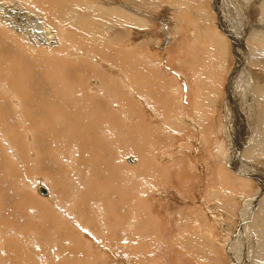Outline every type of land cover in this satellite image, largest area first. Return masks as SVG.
<instances>
[{
	"label": "bare ground",
	"instance_id": "obj_1",
	"mask_svg": "<svg viewBox=\"0 0 264 264\" xmlns=\"http://www.w3.org/2000/svg\"><path fill=\"white\" fill-rule=\"evenodd\" d=\"M24 1L27 2L26 0H6L5 3L3 2L0 5L2 6L0 7V226L4 225L8 228L12 227L11 230L7 232L10 234L9 238H13L6 243L5 240L9 238L1 239L0 237V253L1 251H4L3 255L7 256L6 259L8 262L12 261L10 264H38V262L40 264H48L46 262L47 260L45 261V258L40 256L41 247L33 244L29 239V241L25 240L21 236L35 234V231L40 228L38 224L36 225V222L34 223L30 220L33 216L38 215L37 217L42 218L46 226L49 225L47 230L42 228L43 232L42 230V233L39 232L40 234H43V236H46V231H53L56 228L58 230V225H62L61 227L64 226L63 232L60 233V240L66 241L63 245H67L64 247L67 249L66 253L68 254H64L65 256L62 258V262L59 260L61 264H118L107 256V252L102 247H95L97 250L92 252L83 249L84 236L78 232V230L82 231L84 227L88 228L90 233L95 235L101 241L109 244L113 241L117 249L120 250L119 255H122L123 261H128V264H131L133 261H130L131 263L129 262V253L135 255L137 248L141 251L145 246L137 243L139 247L136 248L132 238H134V241H143L145 236L155 234L159 227L158 224L152 220V217L150 216L152 214L148 213V211H146L145 214L140 211L138 206H135L134 196H130L132 194V191L130 190H132L133 186L129 189H125L123 186L125 185L124 183H126L125 179L124 183H122L120 182L121 180L115 177L116 174L114 175L111 163L108 160L106 161L103 156L95 154L96 152L92 150L95 154L89 162L92 181L90 180L89 184L86 186L84 195L87 196L79 202L76 209L72 208L70 205V203H72L70 202L71 199L69 200L68 198L70 202L69 204L66 202L63 203L59 196L53 198L54 194L52 193L51 200L46 202L48 207L41 203L39 206L42 207L39 208L38 204L31 203L30 209L34 211H31L26 216L24 215V211L19 210V208L23 205L29 207L28 195L23 191L17 192L16 184L23 185L21 187H25L27 190H32V188H34L32 187L30 189L25 178L23 179L20 177V169L17 167L19 166L18 160L21 161V152L18 145L20 140V124H23V127L26 128L27 133H29L32 138L36 136V149L39 156V161L36 166L38 173L43 171L50 180H58L63 174L62 168L69 166V168L76 171V174L78 173L75 178V183H77V181L80 182L81 185H83L82 183H86L88 179H84L83 176L87 175L90 177V171L88 166H81L80 162L76 161V159H79L80 157L77 158L75 152L66 157L61 152L62 148L56 151L54 146L51 147V153H49L50 143L56 142V139L53 136H55L57 131L61 128L59 123H63L64 125V122L68 124L70 129L74 132H79V134H76L85 148V142L88 141V139H90L88 143L91 142V144H93V140L96 141L95 136L97 132L96 130L94 131L95 128L93 129L91 123L88 121L90 114L87 107H85V112H82L81 114L74 112L70 102L66 98L69 94L67 91L69 90L75 91L78 89L76 95L77 97H80V103L84 102L85 105H87L88 99L93 100L92 107L95 109L97 120L102 119V114L97 111H101L102 108H105L106 111L107 107H111L116 102L118 104H116V106L120 108V111H118L122 112L126 118H129L128 114L130 115V113H127L126 109L127 107L128 111L130 110L129 102L126 101L124 96V99H121V102L122 104L125 103L126 107L122 106L118 101L116 91L114 93L113 86L107 95L106 90L103 93L99 88L95 89L96 87H91V89L88 84L86 85L83 81L78 82L77 80H79V77L82 75L90 76L92 78L96 75V70H98L94 63H88L85 57H89V59L95 61V64L100 66V63L105 61L103 60V51H105L104 47L113 46L112 52L107 53L105 51V57L107 59L112 60V57H115L113 63L111 64L107 62V64L103 63V65H107L108 69L122 75L125 82V89H127L128 92H131L133 96H139V94L129 86L127 81L132 76L131 74L135 75V68H137L139 64H137L135 60L132 61L133 58H130L131 55L133 56L134 51L138 49L133 50V54L125 53V55L120 50V52L115 51L118 48L116 40L119 41L122 38L124 31L129 28L135 30L139 25V27L147 28L146 18L142 16L139 13L141 11L138 10L141 1L138 0L140 1L139 5L136 6L134 5V0H127L123 3V7H119L121 5V3H118L119 0H39V3L44 6L45 12H47L46 16L34 13L36 11L35 9L32 10V8H34L35 5L33 4L35 3L32 4L31 8L29 5L24 6ZM174 1L180 6L179 9L176 10L177 13H175L177 14V17L175 16L176 20H180L177 18L181 16V20L185 22L183 23L184 26H188V28H186L188 29L187 31L189 34L190 32H193V37H191V35L183 36L182 42H179L182 45L179 48L180 62H187L191 64V67L190 69L187 67H179V72L177 71V74L175 75L178 78V73H180V81L183 82V85H186L188 89V106L182 104L185 106L184 113H188L189 111L195 112L189 113L191 116L188 115V119L185 117V119L182 118L178 120L179 117H176L177 119L174 117V119L172 116L174 119H172L171 122L172 127L175 128V122L177 128H182L186 125L192 128L195 126V130H198L196 132H201L205 139L201 144H205L207 140L205 138L206 128H209L208 132L211 136L212 134L214 135L213 138L218 132L217 115L219 114H217V112L221 111L222 105L224 106L221 99L225 98V95L227 97V102L225 104L227 113H225V115H228V112L231 113L228 110V107H230L231 99L233 97L237 100L234 99L233 101L234 103L236 102V106L239 107V110L241 108V103L245 108L249 106V103L254 104L255 107L258 108L256 109L258 110L257 115L256 117L254 116V124H251L250 128L248 130L246 129V131L243 129L244 136L240 138L238 145H235V139L232 138L234 133L231 129V121L226 124V135L234 140V142L231 141L230 143L231 147L234 150H237V158L235 159V157H232L233 161L229 160L231 164L229 168L231 170L224 167L226 164H221L220 169H217V171L215 170L216 172L213 173L214 176L219 179L221 184H223V180H226V187L222 185L224 190H220V187H222L220 185V187H218L219 190L213 191L214 194L211 193L212 195H210L207 189L206 191H208L209 195L206 194L202 199L203 201L205 199V203L207 202L208 205L212 204L214 207L224 210L228 216H230L229 212H235L238 206L241 205V208L243 209L240 212V215H238L240 210L237 211V215L242 221V228L240 230L242 233L243 231H247L249 239L247 243L246 241H242L243 243H240L239 241L238 248L240 249L243 246L246 248L244 253H242L243 251L241 252L242 255L244 254V261L247 262L250 258V264H264V172L257 171L258 161L263 160L262 162L264 164V0H213V3L215 1L216 5V15L219 19L217 24H214L215 20H212L209 11L210 8L208 9V5L206 6L207 1L209 2V0H170L169 5H172ZM30 2L32 1L30 0ZM36 2H38V0H36ZM151 2H154V8L158 7V5L155 4L156 0H144V7L147 8L148 3L150 4ZM149 6L151 7V4ZM14 8L18 9L19 12L14 11ZM158 8H160V6ZM168 10L169 8L165 9V11ZM170 12H172V10ZM173 12H175V10ZM223 12H235L233 14L235 17L231 16L229 19L227 14L224 18L222 14ZM251 12L257 13L255 15V13ZM245 18L257 19V21L248 20V22L252 24H255L256 22V25L251 27L254 28L252 31L246 29L235 31L232 29ZM53 23L59 25L55 27L53 26ZM174 23L175 22L170 19V24ZM65 25H67V29H64L67 32L66 37H64L63 31ZM180 25L177 26V31L172 30V33H174V31L177 35L183 33V30L181 29V27L183 28V25ZM114 27L116 29H114ZM111 31L114 32V36H109V32ZM145 34L147 35V33ZM196 34L198 35L196 36ZM153 43L154 42H150L149 44ZM23 44L24 46L26 45L25 49H23ZM41 45L46 49L41 48ZM154 47L155 45H152L151 48ZM88 48L91 50L90 53L86 52V49ZM29 53L35 55L36 58L34 57L30 59ZM51 54H58L57 59H51ZM233 54L234 57L232 56ZM120 55H122V58ZM192 58H197L196 63H193ZM232 58L237 61L234 68L229 66V60L231 61ZM48 60H50L53 67L58 70L57 72L55 71V76L56 74L61 73V71L63 72L62 75L64 77L61 79L63 80L65 87L62 84L64 87L63 90H60L62 92L53 88L54 82L57 86L56 80L54 79L53 82L48 78L47 73H45V68L42 64ZM150 61L151 60L148 58V64H150ZM114 64L122 66L123 69L116 67L117 65L115 66ZM55 65H57V67H55ZM199 65L203 66L200 67ZM145 66L142 68V71H145V68H147V66ZM149 66H152V64ZM158 68L161 69L160 66ZM197 71L199 74V80L197 78ZM129 74L131 75L130 77ZM200 74H202V79H205L203 76L208 77L205 79L207 84L201 79ZM160 77L161 76H159V79ZM223 77H225V79ZM222 78L224 80L230 78V80L226 90H222V92H224L221 97L219 94L221 90L220 82L223 80ZM179 83L178 80H175L174 85L178 88V92L183 89L179 86ZM95 85H97V83ZM58 86L61 87V85ZM179 88H181V90H179ZM80 91L83 92V95ZM106 97L112 98V100H108L110 102L108 104L111 106L107 103V107L105 106V100H107ZM183 97L185 96L182 95V99ZM189 97L192 101L189 100ZM187 107H189V109ZM135 113L132 111L134 117L136 116ZM209 114L212 116H209ZM251 114L254 115V112ZM155 119L157 120V118ZM211 119H213V121ZM248 120H250V118ZM98 124L100 123L98 122ZM113 124H110V126L114 129L116 127H114ZM53 125H55V127ZM248 125L249 124H247V126ZM99 127L97 126V128ZM30 129L32 130L31 133L29 131ZM106 131L110 130L107 129ZM70 137H72L71 133ZM220 138L218 139L217 137L215 141V152L219 159L225 157L227 154V152L226 154L222 152H225L224 149H226L224 148V145L221 144L219 147L220 143H222V138ZM190 141L189 143L192 144V147H194V142L197 144L195 138H192ZM27 142L29 141L27 140ZM196 148L195 150L193 148V150L199 158L200 148L198 150ZM94 149L96 150L97 146H94ZM2 151L12 160V163H10L7 158L5 159ZM190 152H192V149H190ZM56 154L57 158L55 159L54 155ZM233 155H235V153H233ZM132 159H136L137 162L138 158H131L128 162L133 163ZM221 160L223 161L224 159ZM138 165L139 166L135 169H133L134 167L130 168L131 165H129L130 167H124L122 173L127 174L129 180H134L138 186H150V191H154V189L157 191L154 181H159L158 176L161 174H158V170L155 168L156 164L150 162L143 168V166H141L142 162L138 159ZM234 166H236V168H234ZM82 169H85L86 172L88 170V172L86 174L80 173ZM210 169L211 168L207 167V171H212ZM231 173L234 174L232 175ZM9 174L13 178L12 181L14 186H10L9 183V185L6 183L5 178L6 176H9ZM226 175L233 178V180H227ZM62 182H69V180L63 179ZM42 186L43 185L38 186L36 191L40 196L47 197L49 192L45 186H43L45 189L44 193H40L38 190ZM215 186L216 185H214V187ZM65 187L67 188V185ZM214 187L210 189L214 190ZM102 190H104V196ZM53 192L55 193V189ZM61 193L63 194L64 191H61ZM14 195L17 197L15 198ZM210 200H212V202H209ZM107 201H109V203L111 201L114 210L118 203L127 202L130 210L127 209V213L122 219H112L115 212L111 215L107 213ZM5 203L8 204L9 208H3L5 207ZM88 204L91 206L90 214ZM214 207L212 208L215 211L216 208ZM35 210L38 214L34 213ZM60 214L68 221L61 217ZM209 215H211V217L214 216L211 211ZM215 216L220 217L219 215ZM215 216L213 218H215ZM60 218L64 220L63 223L58 221ZM209 222L211 223L212 221ZM132 226L134 228V234L130 237V240H128L127 231L130 230L128 227L131 228ZM233 230L231 234H234ZM185 231L184 235L181 233L183 236L182 243L191 247H186L188 248V252L189 249H191L190 253L194 252V248L199 251L198 253H195L193 259L199 256L200 261V257L206 254L208 256V263H206L216 264V262L212 263L211 260H208L209 258L213 259L216 250L214 239H212V231L210 233L206 230L205 232L207 233L203 234V232H200V228L195 226L192 228V231H190L191 233L189 232V235H187V231L189 230ZM222 231L225 230L222 229ZM111 233L114 236H111ZM234 238L235 237H232V239ZM177 239L175 238V240ZM175 240L173 241L176 244L177 241ZM30 248L31 250L29 251ZM145 248L149 249L147 247ZM227 249H229L227 250L229 254L234 253L230 251L231 246L229 243H227ZM59 250L60 249L56 248L52 251L57 255ZM32 252H34L35 255L32 254ZM252 253L253 255L251 256ZM1 254L0 256H2ZM202 258L204 259V257ZM118 259L119 258H117V260ZM215 259L219 260L217 255H215ZM231 261H233V264H237L235 259ZM242 263L244 264L245 262Z\"/></svg>",
	"mask_w": 264,
	"mask_h": 264
},
{
	"label": "rangeland",
	"instance_id": "obj_2",
	"mask_svg": "<svg viewBox=\"0 0 264 264\" xmlns=\"http://www.w3.org/2000/svg\"><path fill=\"white\" fill-rule=\"evenodd\" d=\"M5 1L2 0L0 2V5L3 2L5 3ZM26 1L27 2H25V1L23 2L24 6L29 5L31 7L32 4L35 3V4H33V5H35L34 8L31 7L32 10L35 9L36 12H34V13H39L42 16H46L47 12H45L44 6L39 3V0H38V2H36V0H31L32 2H30V0H26ZM126 1L127 0H119L118 3H121V5L119 7H123V3ZM136 1L138 2V4ZM140 1L134 0V5L137 6V5H139V2H140V5H139L140 7L138 8V10L141 11L139 13L146 18L147 28L139 27L140 26L139 25V26H137V28L135 30L129 28L126 31H124L122 38L119 41L116 40L117 45H118V48H117L118 50L116 49V51H115V52L121 51L125 55V53L126 54H130V53L133 54L132 53L133 50L138 49V50L134 51L135 55L134 54H133V56L131 55L130 58L131 59L133 58L132 61L135 60L136 63L137 64L139 63V64H138V66L136 64L137 68H135V75L131 74L132 75L131 76L129 74V77L130 76L131 77L127 81L129 83V86H131V88L134 91H136L139 94V96L135 97V96H133V94L131 92H128V90L125 89V87H124L125 82L123 80L122 75L117 74L116 72H113L112 70L108 69L107 65H103V63L107 64V62H109L111 64L113 63L115 57H112V60L107 59L105 57L106 52L110 53L113 51V46L106 47V48L104 47V50L106 52L103 51V60H105V61H102L103 63L99 62L100 66H98V64H95V61L89 59V57H85L88 63H94L95 67L98 69V70H96L97 73L95 72V74L97 76L95 75L91 78L90 76H86V75L83 76L82 75L81 77H79V80H77L78 82L83 81L86 85L88 84V86L90 88L91 87H93V88L96 87L95 89L99 88V90L101 89L103 93L106 90L107 95L109 93V90L111 91V89H112L111 87L113 86V90H114V93L116 91V94H117L116 96L118 97V101L122 104L121 99L123 100L125 98L126 101L129 102L128 103L129 109L131 111L130 110L128 111V108L126 107L125 103L122 104V106L126 107L127 113H130V115L128 114L129 118L127 117L128 118L127 119L126 116H124V114L122 112H119L120 108L118 106H116L117 102L112 106L109 105L108 103H110V102L108 100H110V99L112 100V98L106 97L107 100H105V106L107 107V104H108L111 107H107L106 111H105V108H102L101 111H97V112H100L102 114V115L99 114V115H101L102 119L97 120L95 109L92 107L93 100L88 99V104L85 105L84 102L80 103V97H77V95H76V93L78 92V89H76L75 91H73V90L67 91V92H69V94L66 96V98L70 102V104L72 106V110L74 112L81 114L82 112H85V110H86L85 107H87L89 114H90L88 117V121H89V123H91L92 128L93 129L95 128L94 131L96 130V132H97L96 136H95L96 141L93 140V144H91V142L88 143V141H90V139H88V141L85 142V145H86V148H85L81 144L80 140L78 139L77 134H79V132H77V131L74 132L73 130H71L69 125L66 124L65 122H64V125H63V123H59L61 128H60V130L57 131V134L55 136H53L56 139V142L50 143L49 153H51V147L52 146L55 147L56 151H58L60 148H62L61 152L66 157L70 156V154H74V152H75L76 157L77 158L80 157L79 159H76V161L80 162L81 166H84V167L88 166L89 171H90V177H88L87 175L83 176L84 179L85 178L88 179L86 181V183H82L83 185H81V183L78 181H77V183H75V178L77 177L78 173L76 174V171H74L72 168H69V166H65L64 168H62L63 174L58 180H50L45 175V173L43 171L38 173L36 166H37V162L39 161V156L37 153L38 151L36 149V136H34L32 138V136L29 135V133H27L26 128L23 127V124H20V126H19L20 140L18 142V145H19L20 152H21V161L18 160L19 166H17V167L20 169V174H21L20 177L23 179L25 178V181L29 184L30 189L32 187H34V188H32V190H27V189H25V187H23V188L21 187L23 185L16 184L17 185L16 186L17 192H22V191L25 192L26 195H28L27 198L29 201V203H28L29 207L23 205L19 208V210H21V211L23 210L25 213L24 215L27 216L28 213H30L31 211H34V210L30 209L31 203L38 204L39 208L42 207V206H39V204L41 205V203L43 205H45L46 207H48L46 202L51 200L52 193L54 194L53 198L54 197L57 198V196H59L62 199L61 201H63V203L66 202L67 204H69L70 202H72V203H70V205L72 206V208L76 209L79 202L82 201L83 198L85 199V196H87V195H84V192H85L87 184H89V182L91 180V168L89 167V162H90V159L95 154H97L99 156H103L106 159V161L108 160L111 163L114 175L116 174L115 177L117 179L121 180L120 182L124 183V179H125L126 183H124L125 185H123L125 187V189H129L131 186H133L132 190H130V191H132V194L130 196H134L135 206L136 207L138 206L140 208V211L143 213L148 211V213L152 214V215H150V214L149 215L152 217V220L158 224V227H159V229L155 232V234L145 236L143 241H139V240L134 241V238H132L133 242H134V246H136V248L139 247V245H141V244L145 245V246H144V249H141V251L139 248H137V250H136L137 255L129 253V255H128L129 262L133 261L132 263L130 262L131 264H133V263L134 264H145V263H147V264H196L197 262H198L197 264H207L208 263L207 262L208 256L206 254L204 256H202V257H204V259L202 257H200V259H201L200 261H199V256H197V258L193 259V257L195 256V253L196 252L198 253L199 251L196 248H194V252L190 253L191 249H189V252L187 249L191 248V247L186 245V244L184 245V243H182L183 236L181 233H183V235H184L186 232L185 230H189V231H187V235H189L191 233L190 231H192V228L194 226L200 228V232H203V234L207 233V232H205L206 230L210 233L212 231V233H213L212 239H214V243L216 245L215 246L216 250H215L213 259L209 258L208 259L209 261L211 260L212 263L216 262V264H229V263L233 264V261H231V260L235 259L237 264H243L242 262H245L244 264H250L251 263L250 258L247 262L243 260L244 254L242 255V253H244L246 250L245 246L240 248L241 251L238 248L239 241H240V243H243L242 241H246V243H247L248 239H249V234L247 236V231H243V233H242L240 230L242 228V226H241L242 221L240 220V217L238 215H240V212L243 209V208H241V205L238 204L239 206L236 209V211L235 212L232 211V213L229 214L230 216H228V215L222 213V212H224V210H222L218 207H214L212 204L208 205L207 202L205 203V199L203 201L202 197L206 196V194H208V191H209L210 195L214 194L213 191L219 190L218 187H220V185L221 186L223 185L224 187H226V185H225L226 180H223L222 181L223 184H221L219 179H217L213 173H215L217 171V169H220L221 164H224V165L226 164L224 167L231 170L229 168V166H231L230 161H233L234 157H235V159L237 158V155H236L237 150H234L231 147V143H230L231 141L234 142V140L230 139V137H228L226 135V128H227V127H225L226 124L231 121L230 125H231L232 132L234 133L232 138L235 139V142H234L235 145H238V143L240 142V138L244 136V130L243 129H245V131H246V129L248 130L250 128L251 124H254V120H255V117H256L257 112H258V110H256V109H258V108H256L254 104L249 103V106H247V108H249V109H247V108L243 107V104L241 103V108L239 110V107L236 106V102L234 103V101H233L234 99L236 100V98L233 97L231 99L232 101H231L230 107H228V110L231 113L228 112V115H225V113H227L226 112L227 110L225 109L227 97L225 95V98L221 99V102H222V104H224V106L222 105L221 111L217 112V114H219V115L216 114L217 120H218L217 121L218 132L216 130V132H217L216 136L213 138L214 135L212 134V136H211L208 132L209 128H206L207 130L205 131V138L207 140H206L205 144H201L204 142L205 139H204L203 134L201 132H196L198 130H195L196 129L195 126H194V128H192V127H189L188 125H186L182 128H177V125L175 122V124H174L175 128H173L171 125L172 124L171 122H172V119L174 117L175 118L179 117L178 120H180L182 118L185 119V117H186V119H188L189 116H191L189 113L195 112L193 110L194 112L189 111L188 113H186V112L184 113V110H185L184 107L188 106V100H187L188 99L187 98L188 89H187V86L183 85V82L180 81V79H181L180 73H178L180 78L179 77L177 78L175 75V74H177L179 67L180 68L181 67H183V68L187 67L189 69L191 67L190 66L191 64H189L187 62H183V61L180 62L179 48L182 45L179 42H182L183 36L191 35V37H193V32H190V34H189V32L187 31L188 26H186V25L184 26L183 23H185V22L183 20H181L182 19L181 16L179 18H177L180 20H176L177 14H175V13H177L176 10H178L180 6L177 3H175V1L172 5H169L170 0H156L155 4L158 5V7L160 6V8H158V7L154 8V2L150 3L151 7L149 6L150 4L148 3V7L145 8L144 4H143L144 0H140ZM209 2L207 1L206 6L208 5L207 8L208 9L210 8L209 11H210V14L212 16V20L213 21L215 20L214 24L215 23L217 24L219 22V19H218V16L216 15L217 12H216L215 1L213 3V0H209ZM38 3H39V5H38ZM36 4L38 7L36 6ZM141 4H143V5H141ZM141 6L143 7V9ZM0 7H2V6H0ZM140 8H141V10H140ZM167 8H169V10L165 11V9H167ZM14 9H15L14 11L19 12L18 9H16V8H14ZM173 9L175 10V12H173L174 11ZM190 9H192V8H190ZM171 10H172V12H170ZM230 13H231V15H230ZM234 13L235 12H223L222 14H223L224 18L228 14L227 17L230 19L231 16L235 17V15H233ZM251 13H255V15H256L257 12H251ZM25 19H28V18H25ZM170 19L173 20L175 23L170 24ZM248 20L257 21V19L245 18L242 20V22H239L232 29H234L235 31H239L242 29L252 31L254 28H251V27L256 25V22H255V24H252V23L248 22ZM176 23H177V26H179L180 23H181L180 26L183 25V28L181 27V29L183 30L182 32L184 34L181 33V34L177 35L175 33V31H174V33H172V30L177 31ZM57 25H59V24L53 23V26L57 27ZM9 29H10V27H9ZM64 29H67V25H65V28H63L64 37H66L67 32ZM114 29H116V28L114 27ZM145 33H147V35ZM148 33H149V35H148ZM111 35L114 36L115 35L114 32H112V31L109 32V36H111ZM143 35H145V36H143ZM197 35L198 34H196V36ZM150 42H154V43L149 44ZM152 45H155V47L151 48ZM23 47H24L23 49H25L26 45L24 46V44H23ZM41 48L46 49L43 45H41ZM74 48L77 49L76 47H74ZM82 48H84V47H82ZM78 49H81V48H78ZM90 51L91 50L89 48L86 49L87 53H90ZM29 55L28 56L30 57V59L34 58V57L36 58L35 55H32L30 53H29ZM57 56H58V54H51V59H57ZM232 56L234 57V54ZM120 57L122 58V55H120ZM148 58H149V60H151L150 64H152V66H149L150 64H148ZM48 61L44 62L42 64V66L45 68V73H47L48 78L50 80H52V81L54 79L56 80L57 86H56V83L53 81L54 86H55V87L53 86V88H55L56 90H59V92H62L60 90H63L65 87L64 82L61 79L64 77L62 75L63 72L61 71V73H58L55 76V71L57 72L58 70H56L53 67L50 60H48ZM192 61H193V63H196L197 58H195V59L192 58ZM201 61H202V58H201ZM236 62L237 61L234 58H232L231 61L229 60V64H230L229 66H231V68H234ZM145 64L148 68V71H147V68H145V71H142V68H144ZM114 65L115 66L117 65L116 67L123 69V67L120 65L118 66V64H114ZM159 66L161 67V69L158 68ZM199 66L202 67L203 65H199ZM55 67H57V65H55ZM146 73H148V74H146ZM159 76H161L160 79H159ZM200 76L202 79V74H200ZM203 77H205V79L208 78L206 76H203ZM225 77H223V78L225 79ZM189 78H190V76H189ZM197 78L199 80L198 71H197ZM205 79L203 78L202 80L204 81V83L207 84ZM222 79H219V80H222ZM224 79L220 82L221 83V86H220L221 90H220L219 95L221 97H222V93L224 92V91L222 92V90H224V89L226 90V87L228 86V83L230 80V78L226 79V80H224ZM171 80L174 83H175V80L176 81L178 80V83L180 82L179 86L181 88H183L182 91L178 92V88L175 87L174 83ZM96 83H97V85H95ZM62 84L64 87L62 86ZM58 85H61V87H59ZM181 88H179V90H181ZM195 91H196V89H195ZM81 94L83 95V92H81ZM182 95L185 96V97H183V99H182ZM99 96H101V95H99ZM103 97H105V96H103ZM192 97H193V95H192ZM223 97H224V95H223ZM140 100H141V102H140ZM189 100L192 101L190 97H189ZM182 104H184L185 106ZM103 107H104V105H103ZM189 107H187V108L189 109ZM232 110H234V111H232ZM132 111H133V113H135V112L137 113V114L135 113V115H136L135 117L133 116ZM250 112L251 113L254 112V115H252ZM172 116H173V118H172ZM209 116H212V115L209 114ZM251 116L252 117L255 116V117L252 118ZM155 118H157V120ZM246 118H247V120L250 118L251 121L250 120L247 121ZM211 120L213 121V119H211ZM208 121H209V119H208ZM98 122L100 124H98ZM108 123L113 124L114 127H116V128H114V129L111 128L110 124H108ZM247 124H249V125L247 126ZM53 126L55 127V125H53ZM97 126L98 127L100 126V127L97 128ZM107 129L110 131H106ZM114 130H115V132H114ZM29 131H30V133L32 132L31 129ZM107 132H108V134H107ZM70 133H71L72 137H70ZM218 134L221 136H219ZM104 136H107L108 138L104 137ZM217 137H218V139L220 137L222 138V139L220 138L222 140V143H220L219 147L222 144V145H224V148L227 149V150L224 149L225 152L222 151L224 154H226V152H227L226 156L221 158V159H224L223 161L218 158V156L215 152V141H216ZM104 138H105V140H104ZM192 138H195V140L197 142V144H195V142H194V145H193L194 147H192V144L189 143V141ZM200 138H201V140H200ZM27 140L29 142H27ZM72 140H74V141H72ZM233 142H232V144H233ZM29 144H30V146H29ZM196 145L201 146V147H198ZM94 146L95 147L97 146L96 150L94 149ZM193 148H194V150H195V148L197 150L200 148L199 158L196 156ZM104 149H106V150H104ZM190 149H192V152H190ZM92 150L95 151L96 153L94 154ZM233 153H235V155H233ZM100 154H102V155H100ZM230 154H231V156H230ZM3 155H4L5 159L7 158L8 161L10 163H12V160L9 157H7L4 154V152H3ZM82 156L83 157L85 156V157L83 158ZM167 156H169V157H167ZM54 157L56 159L57 154L54 155ZM228 157H230V158H228ZM131 158H138L142 162L141 166H143V168L145 166H147L150 162H154V164H156L155 168L158 170V174L159 173L161 174L160 176H158L159 181L158 180H157V182L154 181L155 182L154 185L157 188V191H155V189H154V191H150L149 190V188H151L150 186L149 187H147L145 185L138 186L134 180H129V178L127 177V174L122 173V169H124V167H130L129 165H131L130 168L134 167L133 169H135L136 167L139 166L138 165V159H137V162H136V159H134V160L132 159L133 163H129L128 160L130 161ZM205 160H207V161H205ZM262 161L263 160L258 161L257 171L264 172V171H262V170H264V164ZM85 163H86V165H85ZM207 167L211 168L210 170H212V171H210V172L207 171ZM234 168H236V166H234ZM234 170H236V169H234ZM87 172H88V170H87ZM87 172L85 169H82L80 173L86 174ZM10 176H11L10 174H9V176H6V178H5L6 183L7 184L9 183L10 186H12V185L14 186V183L12 181L13 178H12V176L11 177ZM228 177L229 176L226 175L227 180H231V179L233 180V178H230V177L228 178ZM63 179L69 180V182H62ZM219 182H220V184H219ZM40 185H43V186H45V188L48 189L49 195L47 197H42L38 194V192H36V188ZM66 185H67V188L65 187ZM214 185H216V186L214 187ZM223 186L220 187V190H224ZM213 187L215 189L211 190L210 188H213ZM54 189H55V193L53 192ZM139 189H140V191H139ZM207 189H208V191H206ZM123 190H124V188H123ZM61 191H64V193L62 194ZM102 193L104 196V190H102ZM139 194H140V196H139ZM14 197L16 198L17 196L14 195ZM68 198H69V200L71 199L70 202H69ZM199 198L201 199V201ZM207 198H208V196H207ZM197 201H200V202H197ZM107 202H108V204H106L108 207L107 213H109V215H111L112 213L115 212L114 217L112 219H122L124 217V215L127 213V209H129L127 202L118 203L116 205L115 210L111 204V201H110V203H109V201H107ZM209 202H212V200H210ZM143 203H145V204H143ZM6 204L7 203H5V207H3L4 209L9 208L8 204L7 205ZM53 205H54V203H53ZM212 207L216 208V210L214 211V209ZM88 208H89V214H90V212H91L90 204H88ZM209 209L214 216L219 215L220 217H218V216H215V218H213L214 216L211 217V215H209L210 214ZM6 210H8V209H6ZM238 210H240V211H239V214L237 215ZM34 213L38 214V212L36 210ZM224 215H225V217H224ZM37 216H33L32 218H30V220H32L34 223L36 222V225L38 224L40 226V228L35 231V234H32V235L28 234V235H21V236L25 240H27V241L30 240L33 244L41 247V251H40L41 255L40 256L44 257L45 261L47 260L46 262L48 264L50 262H51L50 264H54V263L55 264H61L62 258H63V256H65L64 254H68V253H66L67 249L65 248L67 245L66 246L63 245V243L65 244L66 241L60 240V237H61L60 233L63 232L64 226L61 227L62 225H58V227H59L58 230H57V228L54 229L55 231L49 230L50 233L48 231H46L47 232V234L45 232L46 236H43V234H40L43 232L42 228L47 230L49 228V225L46 226L43 219L38 218ZM60 216L63 217L61 214H60ZM151 217H150V219H151ZM64 219L67 220L66 218H64ZM213 219L214 220L218 219V220L214 221ZM219 219H221V220H219ZM58 221L61 223L64 222V220H62V218H60ZM209 221H212L211 222L212 224ZM217 225H218V228H217ZM3 226L4 225L0 226V237H1V239L9 238L10 234H8L9 232H7V231H10L12 227L8 228L6 226H4V227ZM131 228L128 227V229H130L127 231L128 240H130V237L134 234L133 226ZM222 229H224L225 231H222ZM41 230H42V232H41ZM83 230L82 231L78 230V232H80L85 237V238L83 237V244H84L83 249L84 250L92 252V251H96L97 250L96 248L102 247L107 252V256L109 258L113 259V261H115V263L128 264V261L124 262L122 259V255H119L120 250L117 249V247L113 241H111L109 244L107 242L101 241L95 235L91 234L90 230L88 228L84 227ZM232 230L234 231V234H231ZM238 230H240V231H238ZM59 231H61V232H59ZM51 232H52V234H51ZM111 236H114V235L111 233ZM127 237H125V238H127ZM232 237H235L237 239L234 238L235 239L234 240V239H232ZM175 238L176 239L178 238V239L175 240ZM11 239H13V238L11 237V238L5 240L6 243H7V241H9ZM173 240L177 241L176 244ZM180 243H181V246H180ZM227 243H229V245L231 246L230 251H232L234 253H230V254L228 253L227 250H229V249H227ZM55 247L57 249H60L59 252L57 253V255L54 254V251H52V250L56 249ZM62 247H63V251H62ZM140 247H143V246H140ZM145 247H147L149 249H146ZM183 247H184V249H183ZM186 247H188V248H186ZM185 248H186V250H185ZM30 250H31V248L29 249V251ZM67 252H69V251H67ZM1 253L0 254L2 256H0L1 257L0 263H2V262H3L2 264L12 263V261L8 262V260L6 259L7 258L6 255H3L4 251H1ZM32 254H34V252H32ZM192 254H193V256H192ZM231 254H232V256H231ZM52 255L54 258L52 257ZM215 255H217L219 260L215 259ZM252 255H253V253L251 254V256ZM45 256H47V257H45ZM41 257H40V260H41ZM50 257H51V259H50ZM57 257H59V258H57ZM132 257H133V259H132ZM117 258H119V259L117 260ZM232 258H234V259H232ZM53 259H55V260H53ZM38 264H40V263L38 262Z\"/></svg>",
	"mask_w": 264,
	"mask_h": 264
},
{
	"label": "water",
	"instance_id": "obj_3",
	"mask_svg": "<svg viewBox=\"0 0 264 264\" xmlns=\"http://www.w3.org/2000/svg\"><path fill=\"white\" fill-rule=\"evenodd\" d=\"M38 190H39L40 193H44L45 192V189L43 187H40Z\"/></svg>",
	"mask_w": 264,
	"mask_h": 264
},
{
	"label": "crops",
	"instance_id": "obj_4",
	"mask_svg": "<svg viewBox=\"0 0 264 264\" xmlns=\"http://www.w3.org/2000/svg\"><path fill=\"white\" fill-rule=\"evenodd\" d=\"M36 192H37V191H36ZM197 202H198V201H197ZM226 212H227V211H226ZM223 213L226 214L225 211H224ZM229 214H230V212H229ZM226 215H227V214H226Z\"/></svg>",
	"mask_w": 264,
	"mask_h": 264
}]
</instances>
